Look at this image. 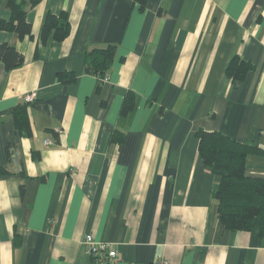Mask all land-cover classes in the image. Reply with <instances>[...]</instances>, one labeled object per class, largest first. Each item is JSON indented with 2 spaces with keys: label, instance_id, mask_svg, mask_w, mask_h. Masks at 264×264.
<instances>
[{
  "label": "crops",
  "instance_id": "1",
  "mask_svg": "<svg viewBox=\"0 0 264 264\" xmlns=\"http://www.w3.org/2000/svg\"><path fill=\"white\" fill-rule=\"evenodd\" d=\"M17 2L31 33L0 29L23 59L9 71L0 61V264H92L87 234L115 248L114 264H264V238L218 220L222 175L196 137L264 150V0ZM62 13L69 33L57 41L43 25ZM10 17L0 0V20ZM108 45L100 83L85 56ZM233 57L253 65L241 81L226 75ZM24 107L28 136L13 118ZM245 173L264 177V156L248 155Z\"/></svg>",
  "mask_w": 264,
  "mask_h": 264
},
{
  "label": "trees",
  "instance_id": "2",
  "mask_svg": "<svg viewBox=\"0 0 264 264\" xmlns=\"http://www.w3.org/2000/svg\"><path fill=\"white\" fill-rule=\"evenodd\" d=\"M41 0H29L34 6ZM137 3L139 10H143L146 0H132ZM11 17L8 21L0 20V29L15 33L18 37L30 35L31 26L25 19V8L22 2L8 0ZM54 30V39L62 41L69 33V23L64 13L58 17L48 14L43 34ZM115 47L93 49L86 53L84 71L96 77L100 83L106 76L113 63ZM0 61L6 70L18 67L23 59L14 47L8 44L0 45ZM253 69V65L233 57L227 68L226 75L233 81H241ZM63 74L59 77L63 80ZM27 104V103H26ZM134 108V95L128 92L119 112V117L128 116ZM14 123L23 135L30 134V124L25 107L14 113ZM198 155L204 165L213 173H221L218 187L213 192V199L217 206V217L220 223L232 232H252L264 238V177H250L245 173V161L248 155L264 156V150L249 144L237 142L219 132L198 130ZM112 142L120 144L123 133L114 130Z\"/></svg>",
  "mask_w": 264,
  "mask_h": 264
},
{
  "label": "built area",
  "instance_id": "3",
  "mask_svg": "<svg viewBox=\"0 0 264 264\" xmlns=\"http://www.w3.org/2000/svg\"><path fill=\"white\" fill-rule=\"evenodd\" d=\"M108 80L106 75L103 78V82ZM34 93H29L23 96L25 103H30L35 99ZM45 144H49V140L44 141ZM83 246L85 253L91 258L92 264H114L117 253L115 248L111 244L96 242L90 234L84 236ZM157 264H168L167 261L161 260Z\"/></svg>",
  "mask_w": 264,
  "mask_h": 264
}]
</instances>
